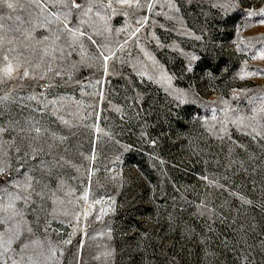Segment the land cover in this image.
Here are the masks:
<instances>
[{"label": "rangeland", "instance_id": "1", "mask_svg": "<svg viewBox=\"0 0 264 264\" xmlns=\"http://www.w3.org/2000/svg\"><path fill=\"white\" fill-rule=\"evenodd\" d=\"M10 2L14 10L0 5V34L12 30L13 44L5 48L16 49L10 58L18 55L30 76L0 83V97L10 94L0 104V128L7 129L0 141L15 140L29 154L30 143L44 146L26 168L60 159L46 163L50 175L33 172L40 183L33 185L27 239L44 247L31 245L24 264L28 256L32 264H264V113L254 114L249 103L264 96L258 58L264 25L259 15H248L259 13L264 0H151V12H109L111 31L93 15L99 34L79 26L96 44L81 37L71 56L65 48L66 59L56 61L51 31L57 25L45 18L66 9L57 0H40L48 6L43 11L30 0ZM77 12L71 26L79 24ZM64 39L61 34L57 45ZM108 49L115 56L105 73L99 53ZM49 62L64 68L62 77L39 79ZM30 120L65 138L55 141L51 155V136L30 140ZM10 156L15 175L14 148ZM48 242L57 249L55 261L41 255Z\"/></svg>", "mask_w": 264, "mask_h": 264}, {"label": "snow or ice", "instance_id": "2", "mask_svg": "<svg viewBox=\"0 0 264 264\" xmlns=\"http://www.w3.org/2000/svg\"><path fill=\"white\" fill-rule=\"evenodd\" d=\"M36 7L40 8L41 11L45 10L48 6L41 4L40 0H30ZM57 3L61 8L66 9V11H56L50 12V17H46L47 24L55 23L57 25L56 29L51 31L52 37L55 39L52 41L53 47L51 50V59L52 61H56L57 59L63 60L65 57V48L70 51L67 52V56L72 55V51L74 50L77 43L80 41L81 37H86L88 41L92 44H96V41L93 39L91 35H88L79 25L88 24L89 28H92L96 34H99L100 28L97 27L96 21L92 20L93 15L97 18V20L104 22L103 31H111V29L107 25V19L111 17L108 15L110 12L111 15L122 14L124 16H128L129 12L121 11L124 8L128 9H143L147 8L149 12L153 9L154 5L151 0H144L142 3L141 0H107V3L104 0H82V3H77L76 0H57ZM0 5L6 6L7 9L14 10L16 5L10 0H0ZM55 7L56 5H52ZM221 8H229L231 4H221L219 5ZM95 9V11H94ZM73 10H78L77 16L79 20V24L76 26H71L69 17L73 15ZM179 9H177L178 11ZM135 14L134 12L132 13ZM31 15V13H29ZM249 16L259 15L261 19L259 23L264 25V8L259 10V13L249 12ZM88 19L85 20L84 18ZM11 18V17H9ZM147 16L143 17V20H147ZM17 20L21 18L19 16L16 17ZM91 21V22H89ZM138 24H141L140 20H137ZM45 25H41L44 27ZM142 26V24H141ZM12 31L11 29L5 30L3 34H0V50L4 51L2 58H0V83H6L9 80H20L24 78H28L30 76L29 68L22 65L19 56H12L10 58L9 53H13L16 51L14 47H7L6 45H12L13 39H10L8 36V32ZM15 31H20L19 28L15 29ZM121 31V30H117ZM140 31V28H136L134 32L131 33L132 36H135L137 32ZM23 34V33H22ZM61 34H64V44L57 45V41L61 39ZM28 36H31V32L28 33ZM199 38V37H198ZM50 39L49 36H43L38 43H43L44 41H48ZM260 42V41H258ZM251 45V42H249ZM81 48L83 45H80ZM107 47V46H105ZM123 48V45H121ZM57 50L60 53V56L57 57L55 53ZM44 56H49L50 53L45 48ZM109 54L105 55L103 51L99 53L100 57L103 58L104 61V71L107 73L108 71V60L115 56V53L108 49ZM44 56L40 58V62L35 64V68H40V65L44 63ZM195 58V57H194ZM253 58H257L254 54ZM259 59H264V50H261L258 54ZM30 63V62H29ZM70 67L75 68L76 65L73 63ZM21 69H23L21 71ZM64 72V68L62 66H58L57 69L52 67V63L49 62L46 64V67L39 74V79L45 80L48 73H54L53 78L62 77ZM250 75H256V73H250ZM32 79H37L36 75H32ZM67 79L70 81L72 76L69 75ZM51 84H45L44 87H52ZM10 99V94H5L3 97H0V104H3L5 101ZM30 99H35V97H30ZM257 101H259L258 106ZM51 103L55 104V101ZM249 103L254 105L251 111L255 113H264V96L258 97H249ZM256 116L253 115L251 119H255ZM64 124H68L67 120H63L60 118ZM15 130V129H13ZM7 131V129L0 128V132ZM21 132H24V128H20ZM28 135L30 140L33 142L39 141L41 136H51L53 143L48 144V154H52V149L55 147V141L59 140L63 142L64 137H57L55 133H50L49 129L41 125L40 121L32 122L31 120L28 122ZM253 132L256 136H262L261 132L257 131L253 128ZM264 138V137H262ZM3 144H7L8 148L3 149ZM15 140L12 141H0V180L3 181V185H0V264H8L9 260L11 264H24L25 255L27 249L31 245L40 244V247H44V243L37 240H28L27 238L33 234V229L30 225V222L26 219L28 215V209L32 203V196L34 194V184H39L40 181L35 178L33 175L34 171L45 172L46 174H51L50 168H45L46 163L49 164H60V159L53 157V160L50 162H45L43 160L40 161L38 166H33L31 168H26L27 159L30 158L32 160L38 159L40 153L45 152V148L43 145L33 146L32 143L28 145V148L31 149V153L22 152V149L19 146H15ZM16 154L17 162L20 164L18 168L15 169V175H13L12 170V157L10 156V152L13 150ZM62 159V158H61ZM23 179H20V177ZM206 179V178H205ZM87 199V196L84 197ZM243 203L251 204V200L244 199L240 197ZM20 204L21 206H18ZM201 209L205 206L200 205ZM203 215V211H201ZM85 218H87V213L84 214ZM70 241H65L68 243ZM17 244L19 251L13 248V245ZM8 253H12L11 256ZM62 254V253H61ZM44 256L45 260L55 261L57 257V249L54 247L51 242H48L47 246V254L44 252L41 253ZM17 256L19 259H17ZM27 261L29 264H32V257L28 256Z\"/></svg>", "mask_w": 264, "mask_h": 264}]
</instances>
